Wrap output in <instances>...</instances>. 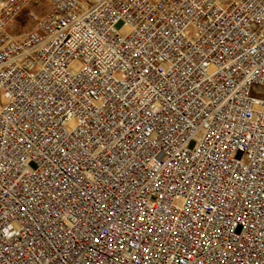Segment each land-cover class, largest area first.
Wrapping results in <instances>:
<instances>
[{
  "label": "built area",
  "instance_id": "obj_1",
  "mask_svg": "<svg viewBox=\"0 0 264 264\" xmlns=\"http://www.w3.org/2000/svg\"><path fill=\"white\" fill-rule=\"evenodd\" d=\"M0 264H264V0H0Z\"/></svg>",
  "mask_w": 264,
  "mask_h": 264
},
{
  "label": "rangeland",
  "instance_id": "obj_2",
  "mask_svg": "<svg viewBox=\"0 0 264 264\" xmlns=\"http://www.w3.org/2000/svg\"><path fill=\"white\" fill-rule=\"evenodd\" d=\"M32 10H36L34 7L30 8ZM23 20H25V15L22 16L21 20L17 21L16 27L12 29V33H22L28 29L31 28V25H28V23H24Z\"/></svg>",
  "mask_w": 264,
  "mask_h": 264
}]
</instances>
